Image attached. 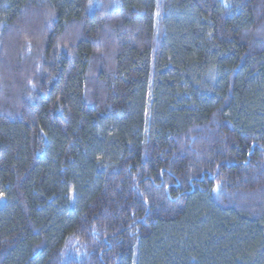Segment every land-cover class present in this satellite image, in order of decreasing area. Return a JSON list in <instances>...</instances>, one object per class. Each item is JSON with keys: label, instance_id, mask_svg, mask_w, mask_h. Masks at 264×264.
<instances>
[{"label": "trees", "instance_id": "16d2710c", "mask_svg": "<svg viewBox=\"0 0 264 264\" xmlns=\"http://www.w3.org/2000/svg\"><path fill=\"white\" fill-rule=\"evenodd\" d=\"M0 264H264V0H0Z\"/></svg>", "mask_w": 264, "mask_h": 264}]
</instances>
